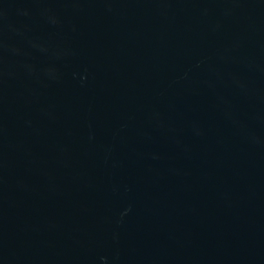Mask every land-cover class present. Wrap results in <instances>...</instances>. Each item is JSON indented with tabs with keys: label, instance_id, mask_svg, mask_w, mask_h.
<instances>
[{
	"label": "water",
	"instance_id": "water-1",
	"mask_svg": "<svg viewBox=\"0 0 264 264\" xmlns=\"http://www.w3.org/2000/svg\"><path fill=\"white\" fill-rule=\"evenodd\" d=\"M0 264H264V0H0Z\"/></svg>",
	"mask_w": 264,
	"mask_h": 264
}]
</instances>
